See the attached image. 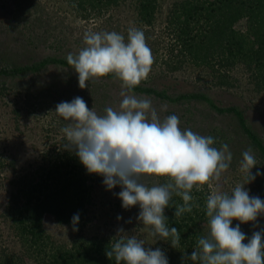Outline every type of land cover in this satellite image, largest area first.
Listing matches in <instances>:
<instances>
[{
    "label": "trees",
    "instance_id": "obj_1",
    "mask_svg": "<svg viewBox=\"0 0 264 264\" xmlns=\"http://www.w3.org/2000/svg\"><path fill=\"white\" fill-rule=\"evenodd\" d=\"M14 1L17 4L18 0ZM61 1L67 3L78 17L91 19L105 16L126 0ZM24 3L31 8L34 0H24ZM135 10L140 24L137 28L144 32L146 42L152 49L160 43L161 35H158L155 27L159 0H135ZM108 20L109 17L105 22ZM32 21L35 25L36 16ZM165 29L171 39L164 52L166 66L163 71L176 72L193 66L205 70L215 86L229 87L232 85L230 71L237 65H243L254 89L264 95V0H178L169 9ZM26 32L18 28L11 29L10 32L0 29V95L9 93L10 90L17 92L16 99L23 98L22 102L28 105L37 97L39 101H48V92L54 88L57 96H51L54 100L50 99V102L53 104L66 94L67 87L63 83H68L70 88L71 84L72 88L79 87V82L72 81L77 73L66 60L69 53L75 55L78 52L60 53L62 45L55 47L56 43L48 44L47 38H39L35 43L43 52L27 57L31 48L23 39ZM120 34L127 39V32ZM27 42L31 43L30 39ZM97 80L98 84L95 85ZM100 81L104 84L115 82L121 89V81L115 75H109L89 81L85 92L99 87L101 101L119 104V97L116 99L107 91H103L101 95ZM36 85L43 89L36 90L40 88ZM83 92L84 89L78 95L66 94L65 101L71 102L79 96L88 104L91 99L85 97ZM134 92L139 97L151 98L161 118L177 115L181 121L187 112L186 107L203 101L208 104L210 109L227 121L224 124L218 121L208 131L207 136L214 138L213 146L218 149L223 144L229 146L232 153L230 166L234 168L240 164L242 153L251 147L257 160V167L252 169V173L259 171L261 175L250 184L258 197H264V131H259L249 122L243 109L232 104L220 106L207 94L198 91L173 93L159 87L151 74ZM161 106H166V111H160ZM107 107L98 106L96 112L104 115L106 113L102 109ZM20 109L18 107L14 112L19 114ZM58 117V128H50V132L56 136L68 123L59 115ZM179 126L185 130L192 128L193 124L180 123ZM65 143V137L55 141L56 150L47 151L42 156L36 172L30 174L27 171L26 175L19 178L15 175L12 180L17 190L12 193V205L7 214L17 224V237L22 253H16L10 246L0 242V264H26V256L33 258L38 264H116L114 257L109 259L106 255L116 239L115 235L87 237L81 234L85 223L90 220V210L96 200L95 185L100 175L89 174L75 153L63 147ZM13 161L8 162L7 157H2L0 153V172L5 164L6 168L14 169ZM145 182L151 187L167 182V178L151 177ZM208 188L205 185L203 191L199 192L193 189L192 212H186L179 218L174 215L175 207L182 205L183 200L173 193L164 214L169 228H177L181 237L180 246L173 248L170 240L160 238L154 245V250L160 248L165 253L168 264H194L186 259L185 254L190 256L197 247L198 239L209 235L206 216V198L210 195ZM75 214H79L76 225L78 233L72 244L68 246L54 241L45 227L44 218L50 216L60 224L73 227L72 217Z\"/></svg>",
    "mask_w": 264,
    "mask_h": 264
},
{
    "label": "clouds",
    "instance_id": "obj_2",
    "mask_svg": "<svg viewBox=\"0 0 264 264\" xmlns=\"http://www.w3.org/2000/svg\"><path fill=\"white\" fill-rule=\"evenodd\" d=\"M83 41L86 46L78 54L66 57L78 74L79 87L115 75L121 81L122 100L118 109L107 107L104 115L89 109L79 96L57 104L55 112L68 122L62 129L67 141L63 147L75 153L89 174L101 175L107 190L121 188L117 195L123 208L139 205L137 219L149 235L170 240V245L178 248L181 237L177 228L167 225L165 209L175 193L183 200L175 207V217L192 212L193 189L199 192L205 185L211 187L228 170L232 161L229 146L223 144L218 149L212 136L182 130L177 115L161 118L151 98L135 94L134 89L147 80L154 63L142 30L130 27L127 39L115 31L85 32ZM160 111H166V106ZM254 167L257 160L249 147L240 162L246 183L237 184L231 194L217 187L207 196L209 235L198 239L196 249L190 256L185 254L186 259L194 264H264V230L254 231L248 238L240 228V224L264 215V200L250 196L244 187L261 175L259 171L252 173ZM151 177H165L167 182L149 187L145 181ZM233 220L239 221L235 227L231 226ZM78 222L79 214H75L73 231H78ZM123 233V228L117 230L106 251L116 264H168L160 248H146L144 240Z\"/></svg>",
    "mask_w": 264,
    "mask_h": 264
},
{
    "label": "rangeland",
    "instance_id": "obj_3",
    "mask_svg": "<svg viewBox=\"0 0 264 264\" xmlns=\"http://www.w3.org/2000/svg\"><path fill=\"white\" fill-rule=\"evenodd\" d=\"M175 1L178 0H159L155 27L158 35L161 36L159 37L160 43L151 49L154 63L150 71L157 85L173 93L187 91L205 93L220 106L237 105L244 110L253 126L259 131H264V95L254 89V85L249 80L248 72L243 65H237L230 71L232 85L229 87L215 86L205 70L196 69L193 66L185 67L183 70L176 72L167 73V71H163L166 66L164 52L170 45L169 41L171 39L165 29L166 18L171 5ZM20 2L18 0L15 4L14 0H0V29L9 32L15 28L27 31L25 37H23L29 48H31L27 57L43 52L35 43L39 38L42 40L47 38L48 44L50 42L56 43L55 47L62 45L59 50L60 53L79 52L86 46L83 41L85 32L115 31L120 34L127 32L130 27H140L135 10V0H126L105 16L92 17L91 19L78 17L67 3L61 0H34V5L31 8L24 3V0H20ZM18 5L21 7L18 8ZM35 16L37 21L34 25L32 19ZM108 17L109 20L105 22ZM50 31L52 33L51 37ZM28 39L31 43L27 42ZM157 57L159 58L157 59ZM72 81L74 83L78 82V74L72 78ZM97 84L98 80L95 85ZM99 84H102L101 95L103 91H107L108 94H113L116 99L119 97L122 100L120 96L121 89L115 82L104 84L100 81ZM62 85L67 87L65 91L68 96L78 95L79 91L82 92L84 89L85 97L91 99V101H88V108L95 111H98V106L103 108L104 105L118 109L116 106L120 104L101 101L99 87L90 89L86 93L85 88L81 89L78 86L72 88V84L70 88L68 83ZM36 86L40 87L36 90L43 89L39 85ZM55 90L51 88L48 92L49 96L46 99L49 102L39 101L37 97L32 99L28 105L24 104V101L22 102L23 98L16 99L18 97L17 92L10 90L9 93L0 95V153L2 157H7L8 162L14 160L15 163L14 169L6 168L5 164L4 169L0 172V242L10 246L16 253H22L21 244L17 237V224L7 214L8 208L12 205V193L17 190V186L12 180L16 176L19 178L26 175L27 171H30V174L36 172L37 167L42 162V156L51 150L55 151V141L65 137L63 132H58V136L50 132V128H58L60 122L58 114L55 112L56 105L64 102L67 98V95L64 94L52 104L50 99H54L51 96H57ZM18 107L21 108L19 114L14 112V109ZM186 109L185 117L180 123L187 125L188 122H191L193 126L188 128L193 129L194 133L207 136L208 131L217 125L218 121L223 124L227 123L221 115L210 109L204 101L190 105ZM98 115L101 114L98 113ZM244 183H246V177L241 172L239 164L236 168L229 166L228 170L222 174L221 180L218 183L213 181L208 189L210 194L217 187L231 194L232 189L237 184ZM244 187L249 190L250 196H258V193L253 192L250 183L245 184ZM120 191L119 186L107 190L103 183V177L100 175V179L95 185L96 200L90 210V220L85 223L81 234L87 237L106 234L117 236V230L123 228L124 233L122 235H134L138 239L144 240L146 248L154 250V245L159 237L149 235L148 228L137 219L141 211L139 205L129 209L122 207V201L117 195ZM259 198L264 200V197L259 196ZM118 216L122 219L118 220ZM44 223L52 239L59 244L70 246L78 233L73 231V227L60 224L50 216L44 218ZM238 223L239 221L233 220L231 226L235 227ZM240 228L250 238L254 231L264 230V215L258 216L255 222L240 224ZM244 242L247 243V240ZM26 257V264H38L33 258Z\"/></svg>",
    "mask_w": 264,
    "mask_h": 264
}]
</instances>
